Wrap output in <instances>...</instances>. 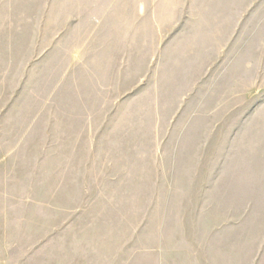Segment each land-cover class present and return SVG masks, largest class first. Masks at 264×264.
Segmentation results:
<instances>
[{
    "label": "rangeland",
    "instance_id": "rangeland-1",
    "mask_svg": "<svg viewBox=\"0 0 264 264\" xmlns=\"http://www.w3.org/2000/svg\"><path fill=\"white\" fill-rule=\"evenodd\" d=\"M65 2L0 0V264H65L81 228L264 264V0Z\"/></svg>",
    "mask_w": 264,
    "mask_h": 264
},
{
    "label": "crops",
    "instance_id": "crops-1",
    "mask_svg": "<svg viewBox=\"0 0 264 264\" xmlns=\"http://www.w3.org/2000/svg\"><path fill=\"white\" fill-rule=\"evenodd\" d=\"M136 3V0H71V2L58 3L57 5H71L72 12H78L80 17H67L65 20H79L89 23L101 22H134L136 15L149 14L150 9L145 10L146 4ZM50 7L53 2L49 3ZM138 6V7H137ZM151 6V3L147 7ZM79 7V9L77 8ZM137 7V8H136ZM51 9L49 8L50 12ZM51 13V12H50ZM82 228L79 238L72 242L68 241L65 249V264H199L193 252H183L182 256L175 258L176 255L168 253V245L164 242L163 236L157 238L154 248L150 245L147 249L137 248L133 241L138 239H123V243L115 246L108 244L97 245L96 240L89 245L85 242ZM180 256V254L178 255ZM177 257V256H176ZM207 264L210 263L208 254Z\"/></svg>",
    "mask_w": 264,
    "mask_h": 264
}]
</instances>
